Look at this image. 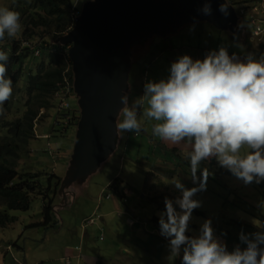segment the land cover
<instances>
[{
	"label": "rangeland",
	"instance_id": "374dc122",
	"mask_svg": "<svg viewBox=\"0 0 264 264\" xmlns=\"http://www.w3.org/2000/svg\"><path fill=\"white\" fill-rule=\"evenodd\" d=\"M14 1L0 0V6L17 10ZM86 1L82 0L78 5L83 8ZM244 4L250 6L249 13H254L252 1H244ZM235 12L237 21L227 19L221 27L199 16L190 17L170 31L151 34L131 45L127 49L129 73L123 89L129 106L143 95L147 81L166 79L171 63L184 54L203 59L209 51H218L223 46L229 55L235 53L240 60L250 53L255 59L264 56V33L252 37L250 16L240 13V5H235ZM20 16L22 24L24 16ZM23 28L22 25L21 32L12 39H21ZM36 29L40 39H53L52 27ZM25 43L20 42L22 46ZM1 48L5 51L4 45ZM37 61L25 57L19 87L27 79L28 70L34 71ZM20 88L23 92L18 95L22 94L24 100L5 111L8 120L21 116L25 110L27 95L24 87ZM67 95H70L71 106H77L74 113L81 116L80 96L75 89L54 95L52 107L42 109L35 119V135L29 143V151L22 153L17 166L20 172L41 174L43 192L49 186L50 175L60 176L61 181L53 179V189L45 192L56 197L51 211L52 222L46 224L42 196H33L28 210H8L16 220L7 227H0V264H125L130 255L124 250L129 246L134 250L132 264H149L144 249L141 246L137 249L132 244H136V236L144 237L140 231L148 233L159 225V214L165 210V197L174 201L181 195L171 180L179 179L186 188L197 186L191 178L190 162L183 157L190 146L186 141L172 145L154 137L153 122L149 121H145L144 129L137 135L135 132H120L117 125L123 120L122 105L114 116V148L100 157L89 173L74 180V165L79 162L75 154L78 125H75L77 131L73 125L63 134L55 129L59 123L58 113H62L60 106L68 101ZM0 134H6V128H0ZM205 168L208 170L206 189L193 197L201 202V207L193 210L186 235L198 236L202 224L210 220L214 238L223 243L227 241L231 250L237 245L243 249L247 245L241 242L240 234L243 232L253 238L251 234L261 231L255 223L263 224L264 221V208L261 207L263 181L245 185L228 169L221 167L215 158L202 161L197 175L200 176ZM166 170L171 171L166 173ZM57 181L60 183L56 187ZM115 181L117 186L131 190L126 201L113 190ZM109 193L111 198L106 197ZM91 218L94 223L87 224ZM85 229L88 230L86 237ZM134 231L138 232L137 235ZM260 247L264 248V245Z\"/></svg>",
	"mask_w": 264,
	"mask_h": 264
},
{
	"label": "clouds",
	"instance_id": "9594fccd",
	"mask_svg": "<svg viewBox=\"0 0 264 264\" xmlns=\"http://www.w3.org/2000/svg\"><path fill=\"white\" fill-rule=\"evenodd\" d=\"M81 2L72 0L74 7ZM199 11L211 15L210 3ZM219 11L228 15L227 2L220 4ZM21 30L20 12L0 6V40L6 35L15 38ZM8 61L9 55L0 51V115L13 94ZM73 78L75 89V74ZM120 100V132L137 135L149 121L153 122L154 137L172 145L186 141L190 146L183 157L190 162L191 178L197 186L186 188L179 179L171 180L181 195L174 201L165 197V210L159 214L160 233L169 238L170 256H179L182 250V264H264V248L260 247L264 230L251 234V239L242 232L240 240L247 246L241 249L237 245L231 251L214 238L210 220L202 224L198 236L186 235L193 210L201 207L193 197L206 189L208 170L197 175L202 161L215 158L245 185L264 181V56L255 59L250 53L240 60L223 46L203 59L184 54L171 63L166 79L147 81L143 95L131 106L126 94ZM255 225L264 229V224Z\"/></svg>",
	"mask_w": 264,
	"mask_h": 264
},
{
	"label": "water",
	"instance_id": "95a60500",
	"mask_svg": "<svg viewBox=\"0 0 264 264\" xmlns=\"http://www.w3.org/2000/svg\"><path fill=\"white\" fill-rule=\"evenodd\" d=\"M210 3L211 15L200 9ZM227 2L228 15L219 11ZM201 17L223 26L236 22L234 5L227 0H88L70 32L60 41L70 45L75 89L82 108L75 146L73 177L89 173L115 146L114 116L122 106L129 73L127 49L151 34L170 31L180 21ZM75 161V162H76ZM86 169V170H85Z\"/></svg>",
	"mask_w": 264,
	"mask_h": 264
},
{
	"label": "trees",
	"instance_id": "16d2710c",
	"mask_svg": "<svg viewBox=\"0 0 264 264\" xmlns=\"http://www.w3.org/2000/svg\"><path fill=\"white\" fill-rule=\"evenodd\" d=\"M233 5H242L236 0H227ZM251 1V0H250ZM17 10L24 16L22 25L23 32L21 39H12L5 36V52L9 55L7 63V76L13 82V93L16 91L13 99H9L4 104L5 111L10 109L14 103L24 100L22 94L18 93L24 87L27 95L25 110L23 114L15 119L5 118V112L0 115V128H6V134H0V227H7L15 222L16 217L10 215L8 210H28L32 204L33 198L42 196L44 203V213L46 215V224L52 220L51 211L54 198L45 193L52 189V180L60 177L57 174L49 176V186L43 192L39 173L20 172L17 169L18 161L22 153L29 151V143L35 135V119L40 115L42 109L48 110L52 107V98L59 91L65 89V76L68 74L72 82L73 70L72 62L68 53V44L60 41V38L74 26V17L76 12L82 10V5L73 6L72 0H15ZM52 27L53 41L43 37L40 39L37 35L38 27ZM59 37V39L57 38ZM21 41H26L24 46ZM0 47V51H4ZM11 48V51L8 48ZM16 54V55H15ZM44 54V57L42 55ZM25 57H33L38 63L33 69L28 70L29 74L22 86L20 78L24 71ZM24 91V92H25ZM69 97V96H68ZM71 101V100H70ZM72 103V102H71ZM67 110L66 115L71 118L66 122V115L59 112L58 124L55 129H59L62 134L70 126H77L80 121V115L74 113L75 104ZM74 113V114H73ZM76 128V127H75ZM77 131V128H76ZM171 170H166L169 173ZM57 181L56 187L60 182ZM117 195L124 199V194L119 191V187L112 185ZM55 187V189H56ZM35 196V197H33ZM261 201L264 202V181L262 183ZM178 209V205H176ZM264 220V217H263ZM264 224V221H263ZM260 229V228H259ZM264 230V229H260Z\"/></svg>",
	"mask_w": 264,
	"mask_h": 264
},
{
	"label": "crops",
	"instance_id": "0c3cea01",
	"mask_svg": "<svg viewBox=\"0 0 264 264\" xmlns=\"http://www.w3.org/2000/svg\"><path fill=\"white\" fill-rule=\"evenodd\" d=\"M44 135L48 136V134H44ZM167 147H169V146H167ZM75 168H77V167H75ZM57 176H59V175H57ZM116 183H117V181H116ZM51 184H52V182H51ZM111 184L112 183L110 181V185ZM115 185H116V187H121V185L120 186H117V184H115ZM52 189H53V186H52ZM128 190L130 193L128 195H124V199H122L123 201H126V199H125L126 196H129L132 194L131 190L130 189H128ZM54 193H56V196H57V192L55 191ZM111 196L107 197V198H111ZM53 198L55 201L56 197L53 196ZM162 208H164V207H162ZM102 220H104V219H102ZM51 222H52V220H51ZM134 233H135V235H137L138 232L134 231ZM140 234L143 235L144 237L139 238L138 236H136V238H135L136 244L133 243L132 245L137 247V249H139V246H141L144 249L145 253L148 254L147 256L150 259L149 264H182V254H183L182 250H181V254L179 256H176V257L170 256V249H169V245L167 244V241L169 242V239L161 235L159 225L158 226L156 225V227L151 229V231H149L148 233H144V232L140 231ZM84 235H85V237L88 235L87 229H85ZM100 238H102V236H100ZM224 244H226L227 249L229 251H231V249L229 248V244H227V241ZM182 248H183V246H182ZM124 253L130 255V257H129L130 259L127 260L125 264L134 263L133 262L134 261V257H133L134 256V250L132 251V247L129 246V248H125ZM69 257H71V255H69Z\"/></svg>",
	"mask_w": 264,
	"mask_h": 264
},
{
	"label": "built area",
	"instance_id": "2783aa9c",
	"mask_svg": "<svg viewBox=\"0 0 264 264\" xmlns=\"http://www.w3.org/2000/svg\"><path fill=\"white\" fill-rule=\"evenodd\" d=\"M254 4L253 6V10H254V13H249L250 11V6H248V4H242L240 5V13H247L249 16H250V21L252 23V26H253V30H252V37H255V36H260L262 35V33H264V0H251ZM81 13L80 12H76L75 13V21L77 20V18L79 17ZM262 15H263V18H262ZM251 37V38H252ZM69 48V47H68ZM69 50V49H68ZM67 50V51H68ZM65 81H66V87L65 89L59 91L57 93V95L59 93H61L62 91L63 92H71V90H74V84L71 80V77L69 75L66 74L65 76ZM70 97V95H67V97ZM69 97H68V101L67 102H64L61 106H60V109L62 111L63 114H67V110L69 108H71V103H70V100H69ZM71 117L69 115H66V122L70 119ZM123 192L124 195H128L130 192L127 188H121L119 189ZM111 195L110 194H107L106 197H110ZM86 223H94V219L91 218V219H88L86 221Z\"/></svg>",
	"mask_w": 264,
	"mask_h": 264
},
{
	"label": "flooded vegetation",
	"instance_id": "af4514ba",
	"mask_svg": "<svg viewBox=\"0 0 264 264\" xmlns=\"http://www.w3.org/2000/svg\"><path fill=\"white\" fill-rule=\"evenodd\" d=\"M241 14H244V13H241ZM246 14V13H245ZM80 120H81V116H80ZM80 122V121H79ZM79 125V124H78ZM116 184V181L114 182V184L113 185H115Z\"/></svg>",
	"mask_w": 264,
	"mask_h": 264
}]
</instances>
